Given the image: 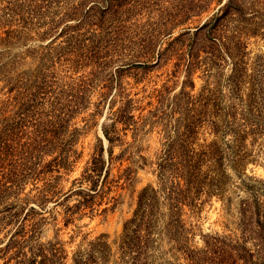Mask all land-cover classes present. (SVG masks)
I'll return each instance as SVG.
<instances>
[{
	"label": "rangeland",
	"instance_id": "374dc122",
	"mask_svg": "<svg viewBox=\"0 0 264 264\" xmlns=\"http://www.w3.org/2000/svg\"><path fill=\"white\" fill-rule=\"evenodd\" d=\"M226 1L0 0V9L8 4L15 5L11 11H0L3 16L0 18V134L17 123L19 113L31 109L29 104L33 106L36 102V108L47 112L49 100L58 91L68 88L72 82L91 81L83 108L66 124L65 135L73 139L71 149L74 153H69L67 165L54 170L47 178L57 177L58 188L66 192L93 153L102 148L105 168L110 164L109 189H103L105 194L95 199L93 209L77 211L70 220H67L64 207L54 206L53 202L38 210L41 213L38 217L44 219L37 234L38 241L60 248L65 264L86 259L89 244L97 238L108 247V256L100 264H129V257L119 246L124 225L133 218L138 196L144 188L156 190L158 201L166 205V187L172 178L168 172L160 177L158 164L166 145L183 132V120L195 113L186 97L199 98L200 94L208 99L210 110H216V114L211 115L208 108L207 115L189 139L196 151L214 145L220 157L218 174L223 188L219 195L215 192L209 196L202 194L195 207H183L187 246L203 250L206 240L220 235L227 239L228 254L209 255L210 259L201 264L220 261L223 264H264V239L256 241L253 237L243 241L241 234L243 203L254 206L255 198L264 215V130L246 137V149L240 150L244 158L235 171L231 167L234 165L233 134L227 127L223 132H216L210 124L216 121L223 129L224 114L231 112V105L236 107L237 113H245L250 81H256L245 79L239 95H233L226 80L235 57H228L223 49L220 54L224 61L218 67L207 64L203 52L200 53L201 64L188 75L183 65L177 66L180 64L177 52L184 50L176 51L181 46L180 40L193 36L197 27ZM237 1L245 5V18L257 16L261 19L253 10L264 14L260 6L264 0ZM196 3L206 5L201 11L197 8L188 18L172 20L182 9ZM235 19L228 18L230 32L226 36L236 29ZM6 31L12 35L8 42L4 40ZM182 34L183 38L176 41ZM242 42L245 44L246 74L259 79L264 39L258 33L256 36L242 35ZM171 43L175 46L174 52L170 51ZM212 93L216 96L215 102ZM127 101L132 103L130 115L133 119L128 125L112 121V114ZM256 101L264 116V105L257 95ZM213 104L216 105L213 107ZM113 126L115 134L110 135L115 141L109 144L104 130L112 131ZM58 151L49 152L43 162L58 157ZM109 151L112 152L111 163ZM213 164L212 161L203 162L202 171ZM31 188L28 184L24 192ZM75 198L63 205H73ZM29 204L36 206L32 202ZM12 227L5 226L0 239L8 234L4 237L7 240ZM158 238L149 264H192L166 233L162 232ZM235 242L248 252L240 250L235 254L231 249ZM5 261L0 256V264Z\"/></svg>",
	"mask_w": 264,
	"mask_h": 264
},
{
	"label": "trees",
	"instance_id": "16d2710c",
	"mask_svg": "<svg viewBox=\"0 0 264 264\" xmlns=\"http://www.w3.org/2000/svg\"><path fill=\"white\" fill-rule=\"evenodd\" d=\"M16 0H11L15 2ZM203 3H196L186 7L179 12V16L172 20L188 18L192 12L200 11L204 8ZM252 5V4H251ZM0 9L2 13L11 11L14 4ZM261 10L264 12V3H261ZM245 5L237 0H227L211 17H209L200 27L194 31L193 36L185 40L183 34L177 37L176 41H181V46L176 51L179 54V65H183L187 75L201 64L200 53L206 54L207 64L210 66H220L224 59L220 50H225V54L233 55L235 61L232 65L231 74L226 80L233 95L238 96L242 90L245 79L250 81V93L247 95L246 105L248 109L245 113H237L234 105L230 106V113L224 114L223 129L217 125L216 121H210L213 129L223 132L227 127L233 134L234 148L232 156L234 165L232 169L237 171L238 164L242 162L243 155L240 150L246 149L245 141L249 134L255 136L264 130V116L258 107L256 95L264 105V60L260 62L259 79H253L246 74V63L244 62L245 47L242 42V35L256 36L257 33L264 39V14L258 10H253L254 19L244 17ZM13 10V9H12ZM8 15V14H7ZM3 16H0L2 18ZM235 17L238 23L231 35L228 28V18ZM263 30V31H262ZM4 40L8 42L12 38L10 31H6ZM171 52L175 46L170 44ZM169 51V52H170ZM175 51V52H176ZM163 55V54H161ZM159 55L158 59L159 60ZM91 81L80 80L79 83L72 82L68 88L58 91L48 105L50 110L40 111L36 108V102L31 109L19 113L17 123L6 128L0 134V233L6 229L5 226L12 225L8 232L9 238L5 236L0 239V256L5 264H65V257L62 250L53 244H43L38 241L37 234L41 223L44 221L39 211L47 206L49 202L54 206L62 205L66 216L70 220L74 213L83 209H93L96 198H102L104 188L109 189L108 176L110 174L109 165L105 168L102 148L95 151L78 178L72 181L71 187L66 191L58 188L55 182L57 177H50L51 172L64 167L69 162V153H74L71 149L72 138L65 135L68 119L78 110L83 108L86 102V89ZM192 87L194 84L190 83ZM32 97L34 94L30 93ZM211 97L215 102V94ZM187 103L192 106L195 113L183 120V132L178 134L175 141L169 142L161 155L158 164L160 177L168 172L172 178L167 186L165 199L166 205L158 201L157 191L153 188H144L137 201V207L133 218L124 225L123 235L120 240L122 253L129 257V264H149L153 255L157 241L162 232L166 233L169 240L173 241L176 248L180 250L186 259L192 264H201L204 260L210 259L209 255L223 256L228 254L226 250V238L220 235L212 236L205 241L203 250L191 249L187 246V237L182 221L183 207H195L197 200L202 194L207 196L214 192L218 195L222 193V182L219 178L220 157L214 145H208L203 150L196 151L192 146L189 137L194 134L195 128L202 123L203 118L210 110L209 102L202 94L199 98L187 96ZM31 102L32 99H30ZM216 104H213V107ZM209 108V110H208ZM132 103L125 102L112 114V121L121 122L128 125V121L133 119L130 115ZM211 111V110H210ZM216 114V110L211 111V115ZM240 116V117H237ZM241 122V123H239ZM112 131L104 130V136L109 144L115 141L114 126ZM75 131V130H74ZM69 135V134H68ZM59 150V151H58ZM58 151L60 155L49 162H43V157L49 152ZM112 152L109 151V163H111ZM214 162L208 170L203 172V162ZM209 172L215 173L217 177H212ZM104 173V174H103ZM53 179V182H52ZM41 182V184H38ZM28 184L32 188L24 192ZM57 184V185H56ZM84 184L88 185L84 187ZM101 190V194H98ZM94 191V192H92ZM21 195H23L21 197ZM76 197L73 205H63L69 199ZM34 203L30 205L29 203ZM162 205H161V204ZM252 204L243 203L241 234L243 241L248 238L260 241L264 239V215L259 210V203L254 198ZM164 206L165 212L162 210ZM68 222V221H67ZM130 226V227H129ZM5 237V238H4ZM210 241V242H209ZM231 245L232 251L237 254L240 250L245 253L246 249L235 242ZM228 247V245H227ZM107 246L100 242V238L89 244L86 259L74 260V264H100L104 263L108 256ZM233 252H229L233 254ZM248 252V251H246ZM218 264H223L221 261ZM229 264V262L225 263Z\"/></svg>",
	"mask_w": 264,
	"mask_h": 264
}]
</instances>
